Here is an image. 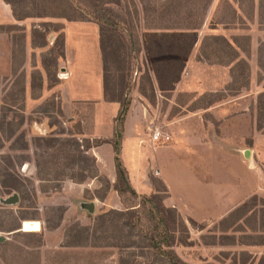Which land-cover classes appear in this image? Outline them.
<instances>
[{
  "label": "rangeland",
  "instance_id": "374dc122",
  "mask_svg": "<svg viewBox=\"0 0 264 264\" xmlns=\"http://www.w3.org/2000/svg\"><path fill=\"white\" fill-rule=\"evenodd\" d=\"M4 1L25 24L0 26V264H170L137 208L144 194L115 204L109 162L96 163L114 131L122 144L131 127L147 162L145 195L157 192L177 213V257L264 263V0ZM105 9L126 66L109 54L103 63L95 12ZM120 83L125 113L115 102L107 116L100 104ZM105 119L109 139L95 134ZM151 127L170 141L152 143ZM130 208L133 217L99 218ZM24 220L40 231L24 234Z\"/></svg>",
  "mask_w": 264,
  "mask_h": 264
},
{
  "label": "trees",
  "instance_id": "16d2710c",
  "mask_svg": "<svg viewBox=\"0 0 264 264\" xmlns=\"http://www.w3.org/2000/svg\"><path fill=\"white\" fill-rule=\"evenodd\" d=\"M7 3H10L7 1ZM95 19L97 20V24L99 26V40H100V51L102 54L103 63L105 64L107 62V56L108 54L115 58V60L118 62L119 65H127V58L125 57L124 53V44L121 42L122 33L118 29L117 24L114 22L112 17L109 15V12L107 9H105L102 12H95ZM59 40L60 42V53L59 56L63 58V53L61 48L63 47L62 43V37L61 34H58L55 41ZM106 65V64H105ZM120 67H123V66ZM106 68V67H105ZM104 70L103 74V93L106 97L107 91H108V85L110 84V77L106 75V69ZM123 82V80L121 81ZM125 83V82H124ZM124 83H120V86L122 87L117 95L112 96L108 99L110 102H118L120 106L119 115L122 117L125 113L126 108V102L123 94V89L127 87V85H124ZM116 121H121L120 119L116 118ZM117 132L116 130L113 133L114 140L112 142V148L114 153V169H115V180L112 184V189L118 194V196L121 198L125 194H129L133 197H137V192L135 189L131 186L129 176L127 169L122 163V160L120 158V136L116 137ZM116 138V140H115ZM15 190H18L15 188ZM143 209V216L145 217V220L148 221L149 224H153L154 232L152 236L150 237L151 241L155 240L152 244L154 248H157L159 251V254L162 257H165L170 264H186L181 259L177 257V255L173 252L172 248L175 246V243H178L176 234H175V226L173 225V222L175 220V211L173 208L165 207L162 203L161 196L155 192L151 195H141L138 207L137 208ZM137 208H130L122 211L117 210H109L108 212H105L99 216V218H104L106 214H119L124 216L131 217L133 214H135L137 211ZM175 212V213H174ZM177 216V213H176ZM133 217V216H132ZM139 221V220H138ZM147 223V225H149ZM156 230V231H155ZM40 231V230H39ZM38 232V231H37ZM31 232H25L24 234H29ZM157 238L155 239V237ZM258 245H263L264 242H257ZM78 245V244H75ZM161 247H165L166 249H163ZM258 264H264L263 262H260Z\"/></svg>",
  "mask_w": 264,
  "mask_h": 264
},
{
  "label": "crops",
  "instance_id": "0c3cea01",
  "mask_svg": "<svg viewBox=\"0 0 264 264\" xmlns=\"http://www.w3.org/2000/svg\"><path fill=\"white\" fill-rule=\"evenodd\" d=\"M24 24L25 23H23L21 21L15 20L13 14L11 12L10 5L7 4L4 0H0V26L15 25L17 27H22V25H24ZM67 54H68V50H67ZM73 74L76 75V73L74 71H73ZM100 90L101 89L99 88L98 91H97V94L101 93ZM67 92H69V95L71 97L74 96V95H71V94H75L74 91H72L71 89H69V91H67ZM80 92H83V91H80ZM93 94H96V92L94 91V93H91V95H93ZM88 96H90V95H88ZM87 98H84V100H86ZM72 99H73V97H72ZM88 99H90V97ZM116 105L117 104L115 102H104V103L100 104V108L101 109L104 108L105 114H107V116H108V114L110 113L109 110H112L114 108L116 109V107H119V106H116ZM107 109H108V111H106ZM104 122H106V125H107L106 132L103 133L102 132V128H99L98 130H96L95 134L98 137H100L101 135L104 134L103 136L106 139H109L112 136V133H113V129H112L113 125H112L110 119H107V120L105 119ZM132 126H134V125H132ZM131 128H132V130H131ZM131 128H126V131H125V138H124V140H123V142L121 144V154H120L121 155V159H123V163L126 166L127 171L129 173L128 176H129V180H130L131 186L134 189H136L137 192H139L141 194H148V193L151 192V188H150L149 184H147L145 182V175H144V169H145V165H147V162L145 161L146 159L142 158V157H144V152H142V150H141L142 148L137 144L138 137L136 135H134V133L132 132V131H134V127H131ZM174 145L175 146H180V144L177 143V142L174 143ZM222 145L225 146V144H222ZM169 146H167L166 148H162V149H169ZM99 147L100 146H96V147H94V149H95V152H98L100 154L101 150H98ZM105 148H106V152L109 151V155H107V157L105 156V158L102 155L101 156H96V157H98L97 158L98 160L96 161V163L100 162V164L103 165V162H105V163H107V161L109 162V167H110V173H109L110 174V178H108V179H110V180H108L110 182V192H109L110 194L109 195L113 198V200H115V204H117V203H119V196L112 189V184H113V182L115 180V169H114V164H113V151H112L113 149H112V146H111V149L109 148V144ZM128 148H132V149L129 150ZM223 148H225V147H223ZM126 157L127 158H131L132 157L133 160L136 161V163L133 162L134 163L133 166L136 165V167H134L133 170H131V167L127 163ZM151 157H152V161L159 165V167L161 169L160 174H161L162 180L167 185V181L165 180V177H164V174L162 172V168H161L160 164L155 161V158L153 156H151ZM106 159H107V161H106ZM132 174H133V176H132ZM133 179H134V181H133ZM140 187H144L145 189H141ZM167 188L169 189L171 197L173 198L172 192H171L169 186H167ZM116 198H117L118 202H117ZM222 214L223 213L221 212L219 215L215 216V218L221 216ZM208 217H205V218H208ZM210 217L214 218V216H210ZM205 218H201V219H205Z\"/></svg>",
  "mask_w": 264,
  "mask_h": 264
},
{
  "label": "built area",
  "instance_id": "2783aa9c",
  "mask_svg": "<svg viewBox=\"0 0 264 264\" xmlns=\"http://www.w3.org/2000/svg\"><path fill=\"white\" fill-rule=\"evenodd\" d=\"M149 136L150 141L155 144H167L170 141V136L158 127H151Z\"/></svg>",
  "mask_w": 264,
  "mask_h": 264
},
{
  "label": "bare ground",
  "instance_id": "6f19581e",
  "mask_svg": "<svg viewBox=\"0 0 264 264\" xmlns=\"http://www.w3.org/2000/svg\"><path fill=\"white\" fill-rule=\"evenodd\" d=\"M21 229L24 232H37L41 229V225L38 220H24L21 223Z\"/></svg>",
  "mask_w": 264,
  "mask_h": 264
},
{
  "label": "water",
  "instance_id": "95a60500",
  "mask_svg": "<svg viewBox=\"0 0 264 264\" xmlns=\"http://www.w3.org/2000/svg\"><path fill=\"white\" fill-rule=\"evenodd\" d=\"M17 200H18V197H17L16 194H12V196H10V197L7 198V202H11V203H15ZM92 205H93V204L90 203V204H89V208L92 209V207H93Z\"/></svg>",
  "mask_w": 264,
  "mask_h": 264
}]
</instances>
